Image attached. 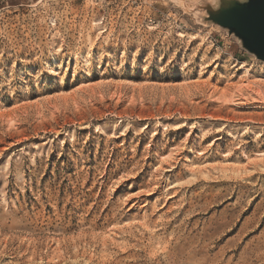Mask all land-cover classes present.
<instances>
[{
  "label": "rangeland",
  "instance_id": "rangeland-1",
  "mask_svg": "<svg viewBox=\"0 0 264 264\" xmlns=\"http://www.w3.org/2000/svg\"><path fill=\"white\" fill-rule=\"evenodd\" d=\"M211 1L0 0V264H264V62Z\"/></svg>",
  "mask_w": 264,
  "mask_h": 264
},
{
  "label": "water",
  "instance_id": "water-1",
  "mask_svg": "<svg viewBox=\"0 0 264 264\" xmlns=\"http://www.w3.org/2000/svg\"><path fill=\"white\" fill-rule=\"evenodd\" d=\"M225 4L230 9L225 12ZM208 20L234 34L243 48L264 62V0L222 2L217 9L207 8Z\"/></svg>",
  "mask_w": 264,
  "mask_h": 264
},
{
  "label": "bare ground",
  "instance_id": "bare-ground-1",
  "mask_svg": "<svg viewBox=\"0 0 264 264\" xmlns=\"http://www.w3.org/2000/svg\"><path fill=\"white\" fill-rule=\"evenodd\" d=\"M225 1H228V0H212L211 2H209V5L212 9L215 10L221 5L222 2H225ZM233 1H236L238 3H245L247 0H233Z\"/></svg>",
  "mask_w": 264,
  "mask_h": 264
},
{
  "label": "snow or ice",
  "instance_id": "snow-or-ice-1",
  "mask_svg": "<svg viewBox=\"0 0 264 264\" xmlns=\"http://www.w3.org/2000/svg\"><path fill=\"white\" fill-rule=\"evenodd\" d=\"M230 7H231L230 5L225 4V6H224V11L227 12V11L230 9Z\"/></svg>",
  "mask_w": 264,
  "mask_h": 264
}]
</instances>
